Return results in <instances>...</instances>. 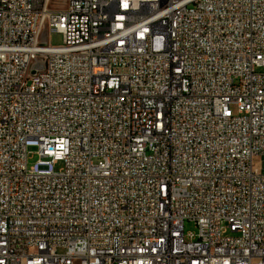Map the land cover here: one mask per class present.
<instances>
[{"label":"built area","instance_id":"obj_1","mask_svg":"<svg viewBox=\"0 0 264 264\" xmlns=\"http://www.w3.org/2000/svg\"><path fill=\"white\" fill-rule=\"evenodd\" d=\"M63 1L0 0V264H264V0Z\"/></svg>","mask_w":264,"mask_h":264},{"label":"rangeland","instance_id":"obj_2","mask_svg":"<svg viewBox=\"0 0 264 264\" xmlns=\"http://www.w3.org/2000/svg\"><path fill=\"white\" fill-rule=\"evenodd\" d=\"M62 40L63 38L60 33L51 32L49 35V43L53 46L62 44ZM35 151H36L35 147H29L28 152L30 153L29 154L30 158L28 160V166H32L38 158L37 155L34 154ZM62 166H63L62 162L57 163L54 167L55 171L59 170ZM184 231L185 233L195 232L196 228L192 223L186 222L184 225Z\"/></svg>","mask_w":264,"mask_h":264},{"label":"bare ground","instance_id":"obj_3","mask_svg":"<svg viewBox=\"0 0 264 264\" xmlns=\"http://www.w3.org/2000/svg\"><path fill=\"white\" fill-rule=\"evenodd\" d=\"M63 8L71 9V0H64ZM24 97H31V88H24Z\"/></svg>","mask_w":264,"mask_h":264}]
</instances>
